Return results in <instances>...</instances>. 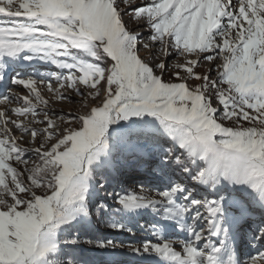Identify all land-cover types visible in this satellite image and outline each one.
<instances>
[{
  "label": "snow or ice",
  "instance_id": "6c2138e0",
  "mask_svg": "<svg viewBox=\"0 0 264 264\" xmlns=\"http://www.w3.org/2000/svg\"><path fill=\"white\" fill-rule=\"evenodd\" d=\"M0 264H264V0H0Z\"/></svg>",
  "mask_w": 264,
  "mask_h": 264
},
{
  "label": "rangeland",
  "instance_id": "374dc122",
  "mask_svg": "<svg viewBox=\"0 0 264 264\" xmlns=\"http://www.w3.org/2000/svg\"><path fill=\"white\" fill-rule=\"evenodd\" d=\"M142 55H146V54L142 53ZM25 93H26V90H25ZM42 94L45 96L46 99L50 100V103H52V106L55 107L56 109L63 108L65 111H69V110L76 111L80 107L79 104L69 105L66 101H62V102H53V101H51V96H50L49 93H47L46 89L43 91ZM127 186L131 187V184H129ZM138 235H139V233H138Z\"/></svg>",
  "mask_w": 264,
  "mask_h": 264
},
{
  "label": "trees",
  "instance_id": "16d2710c",
  "mask_svg": "<svg viewBox=\"0 0 264 264\" xmlns=\"http://www.w3.org/2000/svg\"><path fill=\"white\" fill-rule=\"evenodd\" d=\"M84 255H85V257L86 258H91V257H93L95 254H93V253H84Z\"/></svg>",
  "mask_w": 264,
  "mask_h": 264
}]
</instances>
